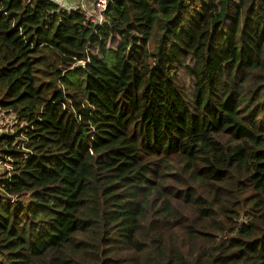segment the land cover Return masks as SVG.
Listing matches in <instances>:
<instances>
[{
    "label": "trees",
    "instance_id": "trees-1",
    "mask_svg": "<svg viewBox=\"0 0 264 264\" xmlns=\"http://www.w3.org/2000/svg\"><path fill=\"white\" fill-rule=\"evenodd\" d=\"M106 18L0 0V264H264V0Z\"/></svg>",
    "mask_w": 264,
    "mask_h": 264
},
{
    "label": "built area",
    "instance_id": "built-area-1",
    "mask_svg": "<svg viewBox=\"0 0 264 264\" xmlns=\"http://www.w3.org/2000/svg\"><path fill=\"white\" fill-rule=\"evenodd\" d=\"M56 4L66 12H81L87 19L96 26L101 27L106 24V12L109 0H45ZM85 65V62H80ZM78 63V64H80ZM20 129H23L20 131ZM31 130L30 127L24 128L15 113L0 108V138L6 135H13L21 143V149L24 157L32 156L31 151L27 148L28 138L26 133ZM14 174L13 156L6 160H0V199L3 203L14 201V197L6 194L4 184L9 182Z\"/></svg>",
    "mask_w": 264,
    "mask_h": 264
},
{
    "label": "water",
    "instance_id": "water-1",
    "mask_svg": "<svg viewBox=\"0 0 264 264\" xmlns=\"http://www.w3.org/2000/svg\"><path fill=\"white\" fill-rule=\"evenodd\" d=\"M84 67V65L83 64H76V65H74V68L73 69H80V68H83Z\"/></svg>",
    "mask_w": 264,
    "mask_h": 264
},
{
    "label": "rangeland",
    "instance_id": "rangeland-1",
    "mask_svg": "<svg viewBox=\"0 0 264 264\" xmlns=\"http://www.w3.org/2000/svg\"><path fill=\"white\" fill-rule=\"evenodd\" d=\"M81 64V63H80ZM79 65V64H78Z\"/></svg>",
    "mask_w": 264,
    "mask_h": 264
}]
</instances>
